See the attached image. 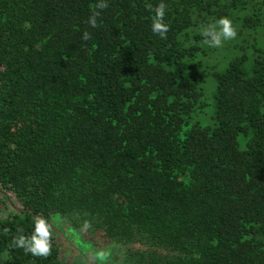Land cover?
<instances>
[{
    "label": "trees",
    "instance_id": "16d2710c",
    "mask_svg": "<svg viewBox=\"0 0 264 264\" xmlns=\"http://www.w3.org/2000/svg\"><path fill=\"white\" fill-rule=\"evenodd\" d=\"M105 2L0 0V264H264V0Z\"/></svg>",
    "mask_w": 264,
    "mask_h": 264
},
{
    "label": "clouds",
    "instance_id": "9594fccd",
    "mask_svg": "<svg viewBox=\"0 0 264 264\" xmlns=\"http://www.w3.org/2000/svg\"><path fill=\"white\" fill-rule=\"evenodd\" d=\"M96 9L103 10L108 7L105 0H98ZM146 8L154 12L152 18L151 31L154 34L160 36L161 39L166 38V34L169 31V26L164 23L166 5L159 3L153 8L151 4H146ZM100 16V11H93L92 15L88 19V24L92 28L97 27V18ZM202 36L204 40L203 44L212 48L222 47L224 42L234 39L236 37V31L232 26V22L227 17H222L216 20L214 23L205 26L202 30ZM91 38L88 32L82 34V39L87 41ZM87 226V222H86ZM8 230L5 229V232ZM50 225L48 221L39 216L34 218V230L30 237L19 235L13 239V244L17 247H21L26 253H31L33 256L47 257L50 255Z\"/></svg>",
    "mask_w": 264,
    "mask_h": 264
},
{
    "label": "rangeland",
    "instance_id": "374dc122",
    "mask_svg": "<svg viewBox=\"0 0 264 264\" xmlns=\"http://www.w3.org/2000/svg\"><path fill=\"white\" fill-rule=\"evenodd\" d=\"M227 50H229V49H227V47H225V49H222V50L219 51V54L223 55V57H221V59H223L224 61H225V59L232 58L235 55L234 52L228 53ZM238 51H239V54L242 53L240 50H238ZM219 54L217 53V56L220 57ZM211 60L214 61L213 59H211ZM221 66H224V64L222 63ZM206 86H207V88H205V90H206L205 96L208 99L210 97V95H211V88H213L212 85H211V81L210 80H208L206 82ZM4 196L6 197V200H7V201L5 200V206H7V212H15V211H18V209H20V205L17 203V201L15 200L13 195H11V193H6ZM53 222H54V220H53ZM97 235H100V234H97ZM77 236L81 240L86 239L85 238L86 236L81 234V233L79 235L77 234ZM82 237L84 239H82ZM74 239L75 238L74 237H70L69 233H67L66 230H65L64 231V237L61 238L60 241H59V245L61 247L62 254L63 255H67L69 260H72V258H76L77 256H79V253H77V252H79L78 251L79 248L76 247V245H75V243L73 241ZM71 254H73V255H71ZM2 260L3 261L1 262V264H4L5 261H4V259H2ZM89 260H90V258H89ZM73 264H77V263L74 262Z\"/></svg>",
    "mask_w": 264,
    "mask_h": 264
}]
</instances>
